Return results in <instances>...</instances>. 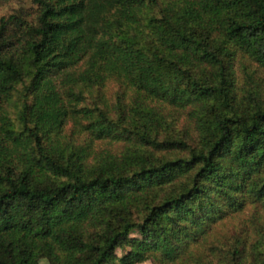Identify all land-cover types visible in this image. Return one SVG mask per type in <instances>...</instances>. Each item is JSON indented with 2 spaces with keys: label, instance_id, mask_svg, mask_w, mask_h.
Returning <instances> with one entry per match:
<instances>
[{
  "label": "trees",
  "instance_id": "obj_1",
  "mask_svg": "<svg viewBox=\"0 0 264 264\" xmlns=\"http://www.w3.org/2000/svg\"><path fill=\"white\" fill-rule=\"evenodd\" d=\"M33 1L0 19V264H264V0Z\"/></svg>",
  "mask_w": 264,
  "mask_h": 264
},
{
  "label": "rangeland",
  "instance_id": "obj_2",
  "mask_svg": "<svg viewBox=\"0 0 264 264\" xmlns=\"http://www.w3.org/2000/svg\"><path fill=\"white\" fill-rule=\"evenodd\" d=\"M36 6L33 0H0V19H7L11 15H27L32 17ZM109 90L114 91L115 86L113 84L108 85ZM11 114L14 116V109H11ZM244 216V212L240 217ZM137 236L136 232L130 234V237ZM120 250H117V255H120ZM45 264V261H42ZM139 264H151L150 261H145Z\"/></svg>",
  "mask_w": 264,
  "mask_h": 264
}]
</instances>
